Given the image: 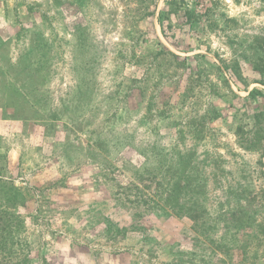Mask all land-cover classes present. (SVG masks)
<instances>
[{
    "label": "rangeland",
    "instance_id": "rangeland-1",
    "mask_svg": "<svg viewBox=\"0 0 264 264\" xmlns=\"http://www.w3.org/2000/svg\"><path fill=\"white\" fill-rule=\"evenodd\" d=\"M0 264H264V0H0Z\"/></svg>",
    "mask_w": 264,
    "mask_h": 264
},
{
    "label": "trees",
    "instance_id": "trees-1",
    "mask_svg": "<svg viewBox=\"0 0 264 264\" xmlns=\"http://www.w3.org/2000/svg\"><path fill=\"white\" fill-rule=\"evenodd\" d=\"M163 18H164V15H163V12H162V14L159 17V24L162 27H163V24H162L163 23ZM157 54L158 55L162 54L163 56H166L167 58L170 57L172 59L171 61L174 62V64H175L174 68L185 69L186 61H185V58L184 57L181 58L179 55L175 54L174 52H172V51H170V50H168L166 48H163L161 50H158L157 51ZM133 56H134V54H132V57ZM137 59H139V60L136 61V65H139V67L141 66V68H145L144 69V74H143V76L144 75L145 76H144L143 80H146L149 77V76L147 77V75H148L150 69H152V62H147L146 67H145V65H144L145 58L138 57Z\"/></svg>",
    "mask_w": 264,
    "mask_h": 264
}]
</instances>
